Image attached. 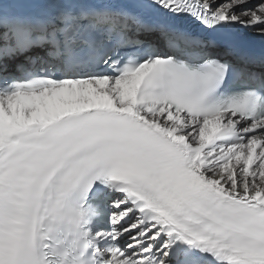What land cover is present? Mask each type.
Here are the masks:
<instances>
[{
  "label": "snow or ice",
  "instance_id": "6c2138e0",
  "mask_svg": "<svg viewBox=\"0 0 264 264\" xmlns=\"http://www.w3.org/2000/svg\"><path fill=\"white\" fill-rule=\"evenodd\" d=\"M234 31L264 39V0H0V264H264Z\"/></svg>",
  "mask_w": 264,
  "mask_h": 264
}]
</instances>
